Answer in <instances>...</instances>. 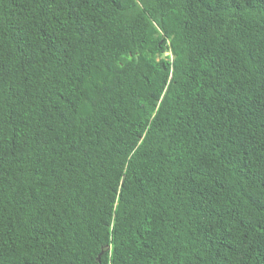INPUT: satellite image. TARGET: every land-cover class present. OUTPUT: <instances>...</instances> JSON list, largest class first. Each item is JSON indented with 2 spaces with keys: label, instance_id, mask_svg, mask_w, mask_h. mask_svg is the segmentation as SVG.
<instances>
[{
  "label": "trees",
  "instance_id": "trees-1",
  "mask_svg": "<svg viewBox=\"0 0 264 264\" xmlns=\"http://www.w3.org/2000/svg\"><path fill=\"white\" fill-rule=\"evenodd\" d=\"M0 264H264V0H0Z\"/></svg>",
  "mask_w": 264,
  "mask_h": 264
}]
</instances>
